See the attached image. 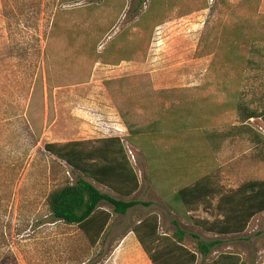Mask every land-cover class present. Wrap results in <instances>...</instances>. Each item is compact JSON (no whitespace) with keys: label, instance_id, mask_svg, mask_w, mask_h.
Wrapping results in <instances>:
<instances>
[{"label":"rangeland","instance_id":"rangeland-1","mask_svg":"<svg viewBox=\"0 0 264 264\" xmlns=\"http://www.w3.org/2000/svg\"><path fill=\"white\" fill-rule=\"evenodd\" d=\"M151 1L0 0V264L105 260L101 243L90 248L76 227L54 223L47 215L49 192L80 175L47 154L45 144L95 140L99 135L82 132L105 125L119 128L142 185L134 200L157 205L160 197L167 204L170 195L161 196L151 183L157 179L155 171L125 140L128 130L121 115L128 112L141 126L151 123L152 114L161 109L217 108L224 97L212 81L223 66L222 29L231 28L235 16L249 13L245 0H159L167 10L161 24L152 27L149 22L145 30L139 20ZM259 15H264V0L251 17L256 21ZM118 33L135 48V55L113 64L96 60ZM205 51L209 55H203ZM243 85L247 99L256 104L264 100V74ZM234 121L228 112L217 116L212 131L226 132ZM247 125L264 138L260 119ZM209 171L222 192L264 180V142L244 133L227 139ZM215 216L213 209L185 215L180 208L179 228L189 236L184 245L194 249L198 241L216 240L193 222ZM218 241L212 254L200 256L197 264H210L220 253H236L244 264H264V213L254 217L243 234Z\"/></svg>","mask_w":264,"mask_h":264},{"label":"trees","instance_id":"trees-1","mask_svg":"<svg viewBox=\"0 0 264 264\" xmlns=\"http://www.w3.org/2000/svg\"><path fill=\"white\" fill-rule=\"evenodd\" d=\"M158 1L152 0L140 16L141 28L146 30L149 22L152 27L161 24L160 18L167 10ZM245 1L249 15L235 16L233 26L222 29L223 66L212 81V87L224 97L217 108L208 105L203 110L188 106L178 110L161 109L152 114L155 119L151 123L141 126L132 121L128 112L121 115L128 130L125 140L155 171L157 179L151 178V183L161 196L170 195L167 205L182 208L185 215L200 209H213L216 213L211 221H193L217 238L207 243L198 241L194 249L184 245L185 232L180 228L169 237H159L157 217L145 218L133 232L152 264H197L200 256L212 254L220 244L219 237L243 234L251 220L264 213V180L249 181L222 192L209 171L211 159L227 139L244 133L258 143L264 142V138L247 125L252 119H260L264 124V100L256 104L247 99L243 85L264 74V15L254 21L251 14L257 12L260 0ZM90 47V52L95 53V44ZM135 53V48L131 49L124 36L118 33L104 51L96 55V60L120 63L129 61ZM202 54L209 55L208 51ZM227 112L236 117L234 123L238 125L230 122L228 131H212L213 120ZM44 151L80 175L74 183H66L49 192L45 198L47 215L54 223L76 227L90 248L96 247L111 214L125 215L135 206H148L140 201H128L140 184L121 139L48 143ZM95 185L106 188L120 199L101 193ZM101 203L108 204L111 212L100 210ZM210 264L244 263L236 253H220Z\"/></svg>","mask_w":264,"mask_h":264},{"label":"crops","instance_id":"crops-1","mask_svg":"<svg viewBox=\"0 0 264 264\" xmlns=\"http://www.w3.org/2000/svg\"><path fill=\"white\" fill-rule=\"evenodd\" d=\"M82 133L85 134V136L96 134L99 135V137L96 139L117 138L101 135L98 129L94 131L88 130ZM89 139L90 137L78 141H87ZM95 186L101 193L109 195L115 199H120L118 195L101 191V189L103 190L106 188L98 185ZM141 188L142 185L140 184L138 191L133 194L128 201H136L134 200V197L138 194ZM157 200V205L152 204L148 200L140 201L142 203H147L148 206H135L129 209L125 215L111 214L110 220L103 230V233L101 234L96 245L98 246L101 243L107 251L103 264H152L136 239L133 229L145 218L151 215L157 217L159 224V237L171 236V233L179 228V226L182 224L179 221L180 208L169 207L160 197H158ZM100 210L108 213L111 212V208L109 206L103 205L102 203L100 204ZM187 237L189 236L186 233L184 239L186 240Z\"/></svg>","mask_w":264,"mask_h":264},{"label":"built area","instance_id":"built-area-1","mask_svg":"<svg viewBox=\"0 0 264 264\" xmlns=\"http://www.w3.org/2000/svg\"><path fill=\"white\" fill-rule=\"evenodd\" d=\"M113 130H115V131H113ZM98 131H99L100 133H102L103 135H105V136L117 137V138H119V139H121V140L123 141V144L125 143V142H124V136H125V135H124V133H123L124 131L120 130L119 128L113 129V128H111V127L105 125V127H101V129H98ZM124 146H125V148H126V150H127V154H128V156H129L132 160H134V156H133V154H132V152H131L129 146H127V144H124Z\"/></svg>","mask_w":264,"mask_h":264}]
</instances>
